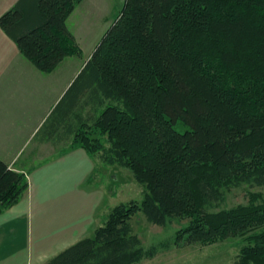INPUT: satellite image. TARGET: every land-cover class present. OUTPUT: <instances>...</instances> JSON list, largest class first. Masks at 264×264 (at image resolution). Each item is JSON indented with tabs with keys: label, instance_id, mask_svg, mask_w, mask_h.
<instances>
[{
	"label": "trees",
	"instance_id": "16d2710c",
	"mask_svg": "<svg viewBox=\"0 0 264 264\" xmlns=\"http://www.w3.org/2000/svg\"><path fill=\"white\" fill-rule=\"evenodd\" d=\"M81 1L16 0L0 30L49 74L80 55L66 19ZM83 75L71 108L87 90L96 115L70 149L129 170L143 199L43 264L153 259L159 247L132 232L138 213L157 227L186 220L176 245L240 237L236 264H264V200L219 209L225 192L264 187V0H123L72 86ZM28 186L0 160V215Z\"/></svg>",
	"mask_w": 264,
	"mask_h": 264
},
{
	"label": "rangeland",
	"instance_id": "374dc122",
	"mask_svg": "<svg viewBox=\"0 0 264 264\" xmlns=\"http://www.w3.org/2000/svg\"><path fill=\"white\" fill-rule=\"evenodd\" d=\"M9 2L0 0V15L6 12ZM122 6L123 0H82L66 19V27L74 37L80 55L65 58L56 71L49 75L51 77L45 80L36 77L25 80L16 94H58L59 80L66 81L64 76L69 75L70 82L63 94H68L66 100H71L86 80V75H83L72 86L79 75L73 76V73L91 56ZM29 66L34 68L31 64ZM34 72L40 73L36 69ZM64 81L62 85L64 83L65 86ZM85 91L81 94L87 95ZM86 95L82 98L85 99ZM57 110L47 114L45 124L36 137L13 144L15 152L8 145L5 150L10 152L7 155H16L14 160H1L12 162L13 167L23 168L32 190L31 205L36 220L33 219L28 229L24 227L19 231L20 236L8 231V236L0 240V250H6L4 255L15 251L17 264L45 263L79 239L92 236L94 230L104 224L112 208L131 201L140 203L143 199V187L133 179L131 172L126 168L105 164L98 154L90 156L81 153L84 154L81 157L71 149L70 157L60 160L31 158ZM28 117L29 113L15 115L17 121L26 124ZM34 120L33 117L29 118V121ZM74 123L71 119V124ZM251 200L256 203L264 200V187L243 186L225 192L224 202L219 209L246 205ZM26 202L27 197H21L12 214L25 212ZM186 224V220H175L165 227H157L149 224L141 213L135 215L130 225L143 248L153 245L159 247L153 259L142 260L138 264H236L244 243L240 237H229L210 245L174 244L175 233Z\"/></svg>",
	"mask_w": 264,
	"mask_h": 264
},
{
	"label": "crops",
	"instance_id": "0c3cea01",
	"mask_svg": "<svg viewBox=\"0 0 264 264\" xmlns=\"http://www.w3.org/2000/svg\"><path fill=\"white\" fill-rule=\"evenodd\" d=\"M15 2L16 0H10L7 4V10L10 9ZM87 61L73 73V76L80 73V70H82ZM29 65L30 63L23 58L13 41L0 30V160L6 158L8 160H14L16 155H7V153L10 152H7L5 149L8 148L9 145V149L15 152L16 147H14L13 144L21 143L25 138L36 137L37 133H39L40 129L45 124V117L54 106V109L51 111L52 113L55 109L59 110H57L53 119L49 122L47 130L44 132L43 136H41L38 146L33 151L31 158H57L60 160L70 157L71 142L75 139L76 134L79 133V129H87V126L91 125L89 120L92 116L96 115L95 109L88 103H84L86 101L81 96V98L77 97V99L79 98L77 104L71 108V101L74 99L73 96L72 100H66L68 94H63L64 88H66L70 82L69 75L64 76V78H67L66 81L62 79V81L65 82V86L64 83L62 85V81L59 80L60 91L58 94H16L17 90H20V86L24 85L25 80H30V78L35 77L45 80L51 77L49 75H52L57 69L56 68L49 74L41 72L38 74L34 72L35 69L30 68ZM19 103H25L26 105H20ZM81 103H83V106L79 108L78 104ZM26 113H29L27 124L26 122L17 121L15 119V115ZM31 117L35 120L29 121ZM71 119L75 121L74 124H71ZM74 151V153H79L78 155L81 157L84 156V154L81 153H86L83 149H74ZM3 162L11 169L26 173L23 168L13 167L14 165L12 162ZM27 192H29L27 195L22 196L27 197L25 212L12 214L17 207L14 205L0 215V240L8 236V231H13L17 236H20L21 233L19 231L24 227L28 229V226L36 220V218L34 219L35 212H32V190L30 191V185ZM10 251L11 250H7V252ZM5 252L6 250H0V264H17L18 260L15 251L4 255Z\"/></svg>",
	"mask_w": 264,
	"mask_h": 264
}]
</instances>
